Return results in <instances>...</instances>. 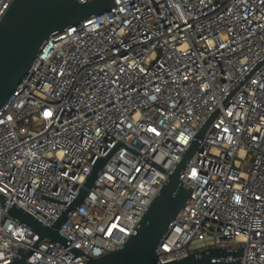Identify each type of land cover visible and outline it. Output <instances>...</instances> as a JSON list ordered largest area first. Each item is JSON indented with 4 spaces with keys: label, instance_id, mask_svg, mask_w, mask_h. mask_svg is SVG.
I'll return each mask as SVG.
<instances>
[{
    "label": "built area",
    "instance_id": "2783aa9c",
    "mask_svg": "<svg viewBox=\"0 0 264 264\" xmlns=\"http://www.w3.org/2000/svg\"><path fill=\"white\" fill-rule=\"evenodd\" d=\"M114 2L50 36L0 108V264L20 249L29 264H84L121 247L215 112L157 260L242 248L237 264H264V0ZM112 150L58 228L66 245L9 214L51 226Z\"/></svg>",
    "mask_w": 264,
    "mask_h": 264
},
{
    "label": "water",
    "instance_id": "95a60500",
    "mask_svg": "<svg viewBox=\"0 0 264 264\" xmlns=\"http://www.w3.org/2000/svg\"><path fill=\"white\" fill-rule=\"evenodd\" d=\"M114 5V0H13L0 20V108L28 74L33 60L50 36L110 10ZM216 114L217 112L213 113L205 122L197 138L169 174L167 182L153 198L126 243L101 256H88L84 264H237L241 262L242 248H207L166 263H158L157 260L156 249L159 242L192 191L191 187L180 179L181 172L198 149V138L203 137ZM112 152L113 150L97 159L91 174L80 186L76 198L51 226L43 224L17 205L9 208V214L29 226L39 235V240L47 238L66 245L68 239L58 228L88 194ZM4 200L5 197L0 195L2 205ZM31 252L32 250L20 249L19 255L8 264H29L27 258ZM231 252H235L240 258L235 262L217 259Z\"/></svg>",
    "mask_w": 264,
    "mask_h": 264
}]
</instances>
